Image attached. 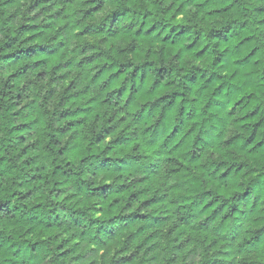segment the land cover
<instances>
[{"label": "trees", "instance_id": "trees-1", "mask_svg": "<svg viewBox=\"0 0 264 264\" xmlns=\"http://www.w3.org/2000/svg\"><path fill=\"white\" fill-rule=\"evenodd\" d=\"M0 264H264V0H0Z\"/></svg>", "mask_w": 264, "mask_h": 264}]
</instances>
